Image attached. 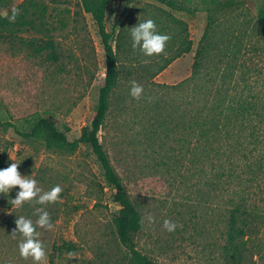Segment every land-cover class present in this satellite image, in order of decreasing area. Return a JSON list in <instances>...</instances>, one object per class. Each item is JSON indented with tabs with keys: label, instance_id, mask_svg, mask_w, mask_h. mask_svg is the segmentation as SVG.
I'll list each match as a JSON object with an SVG mask.
<instances>
[{
	"label": "rangeland",
	"instance_id": "obj_1",
	"mask_svg": "<svg viewBox=\"0 0 264 264\" xmlns=\"http://www.w3.org/2000/svg\"><path fill=\"white\" fill-rule=\"evenodd\" d=\"M43 1L48 12L44 18L29 16L36 20L34 26H19L12 37L0 27V168L16 162L18 171L37 180L42 190L60 185L62 192L55 203L39 205L33 199L20 208L11 205L18 186L7 195L0 194L4 211L0 264H34L31 257L24 259L19 254L21 234H12L17 216L35 223L41 207L55 226L50 231L37 229L46 249L45 264H133L114 224L120 210L113 200L116 190L105 180L91 148H48L18 134L29 132L39 117L53 114L60 130L68 128L69 140L78 139L95 117L106 77L98 27L80 0ZM24 2L0 0V16L17 23L19 20L9 19L10 13L13 8L22 12L19 7ZM263 11L264 0H177L176 10L156 0H126L111 5L107 14L106 27L122 76L99 138L142 217V229L134 234L136 249L154 263L264 264ZM148 18L155 21L160 33L171 37L164 52L152 57L133 49L130 35L139 20ZM210 22L213 26L209 29ZM184 28V35L194 43L193 51L173 61L151 81L152 73L176 54L177 37ZM48 41L53 43L55 57L51 49L39 48ZM201 43L208 48L205 90L210 92L215 81L222 79L213 70L220 67L229 74L234 60L237 80L247 83L248 98L260 108L253 117L257 133L250 157L253 154L251 159L262 164L255 174L248 168L244 174L249 179L250 207L257 214L247 230L239 262H229L224 252L225 214L227 207H232L229 199L233 195L226 192L224 180L218 176L222 160L205 149L172 155L173 141L159 130L157 101L172 107L180 97L158 85L172 86L191 77ZM145 63L151 64V72L145 70ZM131 81L143 86L140 99L130 95ZM207 99L211 102L213 98ZM187 121L191 123L189 114ZM152 136L161 138L164 148ZM184 136L188 137V132ZM165 220L177 224L175 231L164 228ZM64 243L74 244L76 251L55 250Z\"/></svg>",
	"mask_w": 264,
	"mask_h": 264
},
{
	"label": "trees",
	"instance_id": "obj_2",
	"mask_svg": "<svg viewBox=\"0 0 264 264\" xmlns=\"http://www.w3.org/2000/svg\"><path fill=\"white\" fill-rule=\"evenodd\" d=\"M125 1L80 0L84 12L92 16L98 27L106 61L105 82L100 89L96 114L90 126L82 130L78 139L70 141L67 136L68 128L66 131L60 130L55 116L48 114L39 117L33 123L29 132L18 134L44 144L48 148L76 150L80 145L91 148L101 166L105 180L116 190L113 200L120 206V210L114 219V224L121 244L130 251L133 264H157L136 249L134 234L142 229V217L126 193L122 179L111 165L99 138V133L110 110L111 96L119 87L122 76L119 58L111 41L112 36L107 31L106 18L111 5ZM156 1L168 5L173 10L177 8V0ZM19 8L22 12L15 17V20H19L17 23L0 16L1 30L8 36H15L19 26H34L36 20H30L29 16L44 18L48 12L47 4L43 0H25ZM217 8H219V5H217ZM208 11L211 13L212 7L208 8ZM11 14L12 12L10 16ZM260 17L264 23V11L260 13ZM212 26L213 22H210L208 24L209 29ZM186 32L187 28L181 30L177 37L178 49L176 54L168 59L166 64L161 65L152 73L151 81L173 61L179 59L183 54L193 51L194 43L184 35ZM39 48L42 50L51 49V56L55 57L54 46L51 41ZM207 52L208 48L201 43L196 51L191 77L172 86L158 85L165 90L176 93L180 100L174 99L173 102L176 100V103L172 107L157 101L158 110L156 112L161 134L165 138L171 139L175 146V149L171 148L172 155L183 156L184 151L194 152V150L205 149L213 152L215 156L222 160L223 164L220 167L218 176L224 180L226 192L233 195L229 199L232 202V207H227L225 214L224 252L229 262H239L243 259V248L246 244L244 238L248 228L254 222L255 214H257L250 207L247 195L249 179L247 178L248 175L245 178L244 174L249 172L245 168L252 169L255 174V169H260L262 164V161L251 159L253 154L250 157V146L255 143L253 140H255L257 133L256 128L252 125L254 122L253 117L258 115L260 108L257 103L248 98L246 93V90H248L247 83L244 80L242 83L237 80L238 67L234 60V63L229 67L231 69L229 74L226 73V69L222 70L220 67L215 71L213 70V73L220 74L219 76L222 79L217 83L215 81L210 92L205 90L203 81L206 78L204 68ZM222 62L223 60L221 64ZM145 65V70L151 72V66H149L151 64L145 63ZM231 91H234V94ZM207 97L213 98L212 103ZM207 109L210 110L208 115ZM188 114L191 116V123L187 121ZM184 132H188V137L184 136ZM191 135L194 141L191 140ZM150 138L157 140L156 142L160 143L159 147L164 148L165 143L161 138L154 136ZM1 165L2 162L0 161ZM55 250L74 252L76 247L72 243H64L63 246L55 247Z\"/></svg>",
	"mask_w": 264,
	"mask_h": 264
},
{
	"label": "clouds",
	"instance_id": "obj_3",
	"mask_svg": "<svg viewBox=\"0 0 264 264\" xmlns=\"http://www.w3.org/2000/svg\"><path fill=\"white\" fill-rule=\"evenodd\" d=\"M9 19L14 20L19 10L13 8ZM131 40L133 49L139 48L143 55L152 57L164 52L166 43L171 39L167 34H162L157 30L155 21L151 18L139 23L131 28ZM130 95L135 99H140L143 95V86L136 81H131ZM11 159V158H10ZM12 160V159H11ZM13 161V160H12ZM20 164L10 163L6 168H0V194H9L16 186L19 191L15 198L11 199V205L17 208L22 207L25 203L35 199L39 205L52 204L61 198L62 188L55 185L51 189L44 191L38 186L37 180L30 176L22 175L18 171ZM35 223L32 219L24 216H17L15 221L16 228L13 230V236L21 234L22 239L18 244L19 254L22 258H32L34 264H45L46 249L44 243L39 239L40 232L37 230H52L55 226L51 222L50 215L43 207L38 208ZM164 228L169 231H175L177 224L171 220H165Z\"/></svg>",
	"mask_w": 264,
	"mask_h": 264
},
{
	"label": "crops",
	"instance_id": "obj_4",
	"mask_svg": "<svg viewBox=\"0 0 264 264\" xmlns=\"http://www.w3.org/2000/svg\"><path fill=\"white\" fill-rule=\"evenodd\" d=\"M3 213H4V211H3V209L0 207V218L3 216Z\"/></svg>",
	"mask_w": 264,
	"mask_h": 264
}]
</instances>
